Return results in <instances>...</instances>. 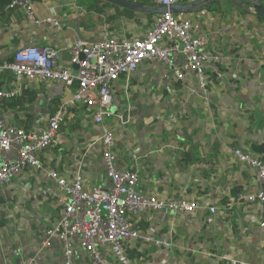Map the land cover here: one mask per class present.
<instances>
[{
  "label": "crops",
  "instance_id": "0c3cea01",
  "mask_svg": "<svg viewBox=\"0 0 264 264\" xmlns=\"http://www.w3.org/2000/svg\"><path fill=\"white\" fill-rule=\"evenodd\" d=\"M131 1L147 5V0ZM224 1L184 6L177 12L200 25L199 32L209 36L206 50L221 57L208 69L213 82L207 91L192 74L178 80L159 62H145L130 77L127 95L122 82L116 87V106L131 107L128 123L111 118L96 124L85 107L77 106L53 145L40 155L65 176L81 164L87 185L108 186L104 147L96 140L110 129L119 167L140 168V192L220 207L214 214L208 209L145 213L136 225L141 232L171 235L175 246L133 243L128 254L135 264H264V209L237 200L239 193L257 188L258 178L234 153L241 148L264 159V152L253 148L264 144V21L252 3L242 10ZM33 6L39 18H56L59 26L35 24L24 11L5 9L0 13V58H11L17 49L36 44L60 50L61 65L70 67L69 48L78 38L97 40L106 30L125 38L142 37L155 20L142 32L135 26L159 14L136 11L134 18L110 20L118 12L115 6L125 8L107 0H33ZM98 6L104 7L103 13ZM147 6L157 8L153 3ZM235 9L250 15L235 19ZM124 20L128 28L120 29ZM12 79L9 74L0 76V88H7ZM74 92L75 87L60 82L26 81L0 112L8 123L44 129L58 105ZM51 183L41 171L28 168L1 188L0 264H22L32 257L35 264H64L59 241L42 243L59 210L55 200L43 193ZM74 264L93 262L76 249Z\"/></svg>",
  "mask_w": 264,
  "mask_h": 264
},
{
  "label": "built area",
  "instance_id": "2783aa9c",
  "mask_svg": "<svg viewBox=\"0 0 264 264\" xmlns=\"http://www.w3.org/2000/svg\"><path fill=\"white\" fill-rule=\"evenodd\" d=\"M150 1L160 11L144 36L125 38L106 30L97 40L78 38L69 48L70 67L61 65L60 50L36 44L17 49L11 58H0V76L9 74L13 78L7 88H0V110L9 99L20 94L26 81L60 82L75 87L73 95L58 105L44 129L30 130L8 123L0 112V190L28 168L41 171L52 181L43 193L55 200L59 210L42 243L59 241L64 264H74L76 249L87 253L93 264H135L128 254L133 243H151L162 249L175 246L171 235L141 232L136 225L145 213L166 209L174 214L200 213L205 209L212 214L220 211L218 205L206 206L197 200L165 199L140 192V168L119 167L114 150L115 134L110 129L103 130L96 140L104 147L108 186L87 185L81 164L72 175L65 176L40 157L53 145L70 110L77 106L85 107L96 124L104 125L111 118L121 124L128 123L131 107L116 106V87L122 82L127 95L130 77L145 62H159L178 80L185 81L192 74L205 91L212 85L208 69L221 60L220 55L206 50L209 36L199 32V24L171 10L173 5L196 0ZM15 8L24 11L35 24L59 26L56 18H39L33 0H12L6 7ZM234 153L254 169L259 182L253 192L239 193L237 200L257 203L263 210L264 160L241 148H236ZM1 230L0 218V233ZM35 260L26 258L22 264H35Z\"/></svg>",
  "mask_w": 264,
  "mask_h": 264
},
{
  "label": "water",
  "instance_id": "95a60500",
  "mask_svg": "<svg viewBox=\"0 0 264 264\" xmlns=\"http://www.w3.org/2000/svg\"><path fill=\"white\" fill-rule=\"evenodd\" d=\"M111 3H114L116 5H119L123 8H128V9H132L135 11H143V12H151V11H156L159 12L160 9L159 8H153V7H148L145 6L141 3L138 2H134V1H129V0H107ZM233 4H237L239 7H241V2L243 0H231ZM252 2L253 7L255 8L256 12L264 17V5L260 0H250ZM208 2H212V0H196L191 2L190 4H176L173 5L171 7V10L174 12H179L181 11L182 7L187 6V7H193V6H199V5H203L205 6L206 3Z\"/></svg>",
  "mask_w": 264,
  "mask_h": 264
},
{
  "label": "trees",
  "instance_id": "16d2710c",
  "mask_svg": "<svg viewBox=\"0 0 264 264\" xmlns=\"http://www.w3.org/2000/svg\"><path fill=\"white\" fill-rule=\"evenodd\" d=\"M11 1H12V0H0V13L6 9L7 5H8ZM145 1H146V0H145ZM150 2H151V1H150ZM141 3H142V2H141ZM151 3H153V2H151ZM142 4H143V3H142ZM104 5H105V4H104ZM115 7H116V9L118 10V12H117L114 16H112L110 20H113V19H115L116 17L118 18V17H121V16H128V17H130V18H132V17L134 18V16L136 15V11H134V10H132V9H127V8H125V9H120V7H118V6H115ZM97 9H98V12H100V13H103V11H104V7H101V6H98ZM151 15H153V14L150 13V16H151ZM257 17H258L260 20L264 21V17H263V16L257 14ZM253 148H254V150H255L258 154H262V153L264 152V144H258V145L255 144V146H253ZM261 159H263V158H261ZM263 160H264V159H263Z\"/></svg>",
  "mask_w": 264,
  "mask_h": 264
},
{
  "label": "rangeland",
  "instance_id": "374dc122",
  "mask_svg": "<svg viewBox=\"0 0 264 264\" xmlns=\"http://www.w3.org/2000/svg\"><path fill=\"white\" fill-rule=\"evenodd\" d=\"M228 2L227 3V5L229 6V7H231L230 5L232 4V1L231 0H225L224 2ZM261 2L263 3V5H264V0H261ZM146 4L147 5H149V6H152V3L150 2V1H146ZM217 4H219L220 5V3L218 2ZM146 5V6H147ZM226 5V4H225ZM218 6V5H217ZM228 6H226V7H228ZM218 7H220V6H218ZM253 10L255 11V9L253 8ZM233 13H234V15H232L235 19H240V18H244L245 19V17L247 16V15H250L249 13H246V14H244L243 15V11H241V10H239V9H235L234 11H233ZM152 14H153V16H154V14H157V12H152ZM139 17H141V18H144L145 16H143L142 14H140V15H138ZM156 16V15H155ZM252 17H255V16H248V19H250V18H252ZM154 20H155V17L154 18H152V19H150V21L149 20H146V22L145 23H141V24H137L136 26H135V29L138 31V32H142V31H145L146 29H148V27L149 26H152L151 24H153L154 23ZM126 21L127 20H124V22L122 23V25H121V27L122 28H120V29H126V28H128V26H127V24H126ZM134 21H136V19L134 20L133 19V22Z\"/></svg>",
  "mask_w": 264,
  "mask_h": 264
},
{
  "label": "flooded vegetation",
  "instance_id": "af4514ba",
  "mask_svg": "<svg viewBox=\"0 0 264 264\" xmlns=\"http://www.w3.org/2000/svg\"><path fill=\"white\" fill-rule=\"evenodd\" d=\"M241 9L242 10H247V8L249 7V5L252 3L250 0H243L241 2Z\"/></svg>",
  "mask_w": 264,
  "mask_h": 264
}]
</instances>
